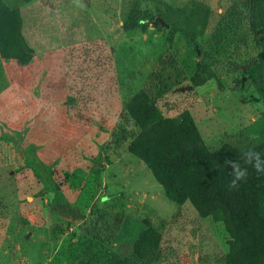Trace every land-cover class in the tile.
<instances>
[{"label": "rangeland", "instance_id": "374dc122", "mask_svg": "<svg viewBox=\"0 0 264 264\" xmlns=\"http://www.w3.org/2000/svg\"><path fill=\"white\" fill-rule=\"evenodd\" d=\"M5 1L20 6V0ZM165 1L182 7L189 0ZM200 1L212 10L205 36L190 42L177 33L172 44L153 25L146 33L124 31L136 2L143 11L154 9L149 0L20 6L41 80L10 86L13 62L0 58V264H109L114 255L132 254L147 223L163 235L151 264H224L231 239L224 223L201 218L190 203L171 204L147 166L128 152L124 132L136 131L124 115V100L145 88L159 58H175L192 77L234 2ZM105 14L113 18L107 21ZM250 52L241 50L259 53ZM23 78L24 72L17 80ZM34 89L45 91V100L27 92ZM65 90L72 98L67 106ZM159 107L170 118L190 111L211 150L256 145L264 122V100L251 80L228 69L199 88L186 80ZM93 122L103 132L92 131ZM121 136L126 141L117 143ZM88 228L98 239L87 235Z\"/></svg>", "mask_w": 264, "mask_h": 264}, {"label": "trees", "instance_id": "16d2710c", "mask_svg": "<svg viewBox=\"0 0 264 264\" xmlns=\"http://www.w3.org/2000/svg\"><path fill=\"white\" fill-rule=\"evenodd\" d=\"M33 1L20 0L19 5ZM149 1L153 2V10L143 11L138 2L134 4L124 24L125 32L146 33L153 25L168 33L167 44L173 43L177 33L190 42L205 36L212 14L206 3L189 0L179 7L165 0ZM20 6L11 7L0 0V58L27 67L32 64L36 51L25 35ZM251 48L259 51L256 57L247 54L252 53ZM241 50L247 53L243 55ZM242 59L246 61L241 64ZM249 63L251 68H240ZM227 69L250 79L264 100V0H234L213 31L192 77L186 75L175 58H159L145 88L124 100V115L136 128L129 136L126 134L130 129H124L129 139L127 149L147 166L171 204L190 203L201 218L212 217L224 223L231 236L224 264H264V174H257L247 165V179L237 189H232L229 187L231 168L225 165L226 158L240 159L249 148L225 144L211 150L190 111L170 118L165 117L159 107V101L186 80L199 88L217 80L219 72ZM121 137L117 143L126 141ZM256 137L258 143L250 148L264 157V122ZM87 230V235L98 239L91 228ZM162 238L163 235L147 223L132 254L126 258L114 255L109 264H151Z\"/></svg>", "mask_w": 264, "mask_h": 264}, {"label": "crops", "instance_id": "0c3cea01", "mask_svg": "<svg viewBox=\"0 0 264 264\" xmlns=\"http://www.w3.org/2000/svg\"><path fill=\"white\" fill-rule=\"evenodd\" d=\"M33 4V3H32ZM104 14V13H103ZM105 19L108 21V19L107 18H113V17H111L109 14H105ZM92 19H93V21H94V24H95V22H96V17H91ZM99 19V17H97V20ZM106 21V22H107ZM91 31V30H90ZM101 33H102V31H101ZM100 34V33H99ZM113 46V45H112ZM115 47H116V44H115ZM112 48V47H111ZM114 48V47H113ZM112 50V49H111ZM36 51V50H35ZM117 49L116 48H114V50L112 51V54H114L113 55V57H114V63H115V66H117V57H115V56H117ZM37 56H38V53L36 52V56H35V58H34V60H33V62H32V64L31 65H29V66H27V67H20L15 61H12L13 63H11V67L13 68V70H14V73H15V77H14V79H10L8 76L9 75H7V77H8V81H9V84H10V86L12 85L11 83L14 81V86H17L18 85V83H16V82H19V84H23V82H24V84L25 83H30V85H33V86H38L39 85V81L41 80V78H40V76L38 75V71H39V67H38V65L37 64H39V60L37 59ZM38 62V63H37ZM39 66H40V64H39ZM24 72V78L23 79H20V80H17L19 77H20V75L22 74ZM66 83V82H65ZM67 85V84H66ZM66 89H68V88H66ZM78 89V88H77ZM80 90V93H79V95L81 96L83 93H82V90L81 89H79ZM28 93H30L32 96H41L40 98H41V100H45V97L44 96H47V94L45 93V91H42V90H37V89H34V90H32V91H27ZM68 94L69 93H67L66 92V90H65V106H67V103L69 102L68 100H72V98H71V96H70V98H69V96H68ZM115 97H116V95H114ZM111 97V96H110ZM30 100L31 101H33V99L32 98H30ZM34 101H39V99H34ZM94 115L96 116V114H98L99 115V112L100 111H96V110H94ZM90 115V114H89ZM98 118H99V121H100V116H98ZM90 120V119H89ZM90 125V129L92 130V131H100V132H103L102 131V129H103V125L101 124V123H96V122H93V123H90L89 124Z\"/></svg>", "mask_w": 264, "mask_h": 264}, {"label": "clouds", "instance_id": "9594fccd", "mask_svg": "<svg viewBox=\"0 0 264 264\" xmlns=\"http://www.w3.org/2000/svg\"><path fill=\"white\" fill-rule=\"evenodd\" d=\"M225 165L231 168V180L229 187L237 189L240 183L245 181L249 175L247 165H251L257 174H264V157L255 149L249 148L246 150L240 159H225Z\"/></svg>", "mask_w": 264, "mask_h": 264}, {"label": "water", "instance_id": "95a60500", "mask_svg": "<svg viewBox=\"0 0 264 264\" xmlns=\"http://www.w3.org/2000/svg\"><path fill=\"white\" fill-rule=\"evenodd\" d=\"M249 67V66H248ZM244 69H246L247 68V66L246 67H243Z\"/></svg>", "mask_w": 264, "mask_h": 264}]
</instances>
